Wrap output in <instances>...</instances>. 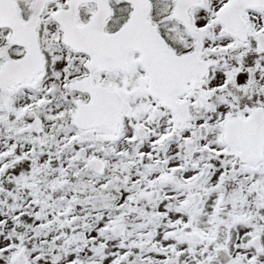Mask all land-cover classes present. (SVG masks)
<instances>
[{
  "label": "snow or ice",
  "instance_id": "obj_1",
  "mask_svg": "<svg viewBox=\"0 0 264 264\" xmlns=\"http://www.w3.org/2000/svg\"><path fill=\"white\" fill-rule=\"evenodd\" d=\"M0 264H264V0H0Z\"/></svg>",
  "mask_w": 264,
  "mask_h": 264
}]
</instances>
